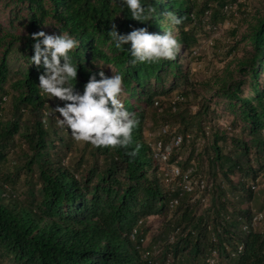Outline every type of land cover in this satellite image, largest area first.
<instances>
[{
	"label": "trees",
	"instance_id": "1",
	"mask_svg": "<svg viewBox=\"0 0 264 264\" xmlns=\"http://www.w3.org/2000/svg\"><path fill=\"white\" fill-rule=\"evenodd\" d=\"M211 1L216 2L213 8L206 2L198 8L197 0H143L156 8L155 17L150 21H137L123 0H8L15 4L26 3L28 10L22 15L19 8L14 10L8 28L0 24V103L8 95L3 83L10 75L9 54L14 42L20 41L28 67L19 72L10 85L17 92L13 96L14 109L21 111L30 106L36 111L33 126L24 136L28 140L29 155L24 153L27 159L23 165L28 175L37 166L40 188L38 197L33 196L32 187L25 190L27 196L20 197L9 186L14 183L13 174L0 169V258L11 259L9 264H186L184 257L190 256L195 262L198 257H203V264H206V258L215 249L217 262L221 253H225L226 264H264V224L259 230L242 228L244 222L250 221L253 211L248 206L245 210L242 206V212L237 211L242 203L234 208L228 205L216 173L211 174L209 182L204 179L202 190L195 188L183 193L180 187L174 188L172 182L165 181L159 173V162L144 134L146 108L137 97L145 94L147 107L159 103L153 98L148 82L151 78L161 80V70L169 68L175 72L180 67L179 51L173 60L132 65L129 63L130 52L115 49L108 35L113 24L121 34L145 26L160 34L172 28L181 45L180 50L193 55L195 38L185 24L211 8L209 15L213 22L216 21L219 8H225L226 0ZM250 7L243 9L232 30L237 35L245 24L239 39L250 49L233 60L234 69L242 74L221 78V88L232 100L233 114L245 122L244 127L251 134L250 143L231 138L234 147L244 152L243 158L249 166H243L245 160L234 158L232 152L224 151L223 144H220V139L228 140L224 134L214 132L212 141L204 148L208 150V163L218 167L230 187L253 200L259 193L252 189L250 181L244 185V176L241 181V178L235 181L229 177V173L239 168L243 175L255 179L264 168L261 165L255 171L249 160L251 143L264 150V0H257V4ZM169 11L184 17L183 23L173 26L166 15ZM48 17L54 19L55 34L67 32L80 41L79 48L73 53L75 62L83 63L78 68L77 81H72L77 90L83 91L93 72L97 79H100L98 73L101 70L111 76L100 64L113 63L116 70L123 73L125 91L129 93L122 97L124 106L135 113L139 121L133 131V143L127 151L122 147L102 148L89 143L94 154L103 157V168H89L90 173L96 172L95 181L89 175L78 178L58 155L50 151V136L62 139V134L54 126L52 116L46 115L49 111L42 112L47 101L39 87L43 68L38 70L34 64L29 66L34 54L31 34L41 31ZM21 28L25 31L22 32ZM104 45L107 49H103ZM125 47L130 48V43ZM242 83L248 86L247 94L243 93ZM183 99L173 102L172 97L170 109L175 111ZM57 103L63 105L64 101L52 99V111ZM17 122H0V142L18 129ZM185 140L183 135L181 145ZM176 148L179 147H173L172 151ZM133 149L137 152L134 157L127 154ZM180 165L181 171L185 172L187 164L180 162ZM200 173L203 174L194 167L189 176L202 178ZM240 182L245 187L239 186ZM29 183L33 184L31 180ZM206 191L214 192L215 196L210 199L209 206L199 211ZM217 191L221 193L217 194ZM175 196L179 201L170 208L169 200ZM190 197L194 200H188ZM159 215L168 222L169 241L157 252L150 249L151 246L145 248L143 245L138 249L139 238L143 237L145 241L142 230L146 222L151 216ZM139 219H142L141 223H138ZM135 226L137 233L133 240L129 233ZM235 228L239 234L234 232ZM172 234L173 240L170 239ZM237 243L242 244L240 251Z\"/></svg>",
	"mask_w": 264,
	"mask_h": 264
},
{
	"label": "rangeland",
	"instance_id": "2",
	"mask_svg": "<svg viewBox=\"0 0 264 264\" xmlns=\"http://www.w3.org/2000/svg\"><path fill=\"white\" fill-rule=\"evenodd\" d=\"M205 2L209 3L212 8L216 4L215 1L211 0H197V7H202ZM225 3V8L222 6L219 8V16L217 15L218 19L216 21L213 22L212 17L209 15L212 10L211 8V10L207 9L203 14H199L191 23L185 24V28H191V33L195 38V43L192 46L193 55L188 54L184 49L179 50L178 62L180 67L175 72L170 71L169 68L161 70L163 76L161 80H155L154 78L149 80V89L152 92L153 98L158 100L159 103H154L147 107L145 94H140L137 98L139 103H142L146 108L144 134L154 151L157 162H159L157 163L160 167L159 173L165 181H171L174 188L179 187L180 178L169 179V176L165 173L166 171L170 172L171 165L181 168L180 162L187 164L185 172H189V174L192 170L194 171V167H197L198 171L205 174L204 176L200 173V176L202 175L201 177L206 181L208 179V182L210 179L212 180L211 174L216 173L222 182L224 188L223 195L227 197L225 201L228 202V205L234 208L242 203L237 211L242 212L243 208L241 207H245V210L246 206H248L254 212L264 206V193L261 191L264 190V186L260 190H256V193H259V195L253 198V200H249V196L246 198L247 195L242 196L239 191L237 192V190L230 187L226 178L219 172L218 167L208 163V150L204 148L206 143L212 141L214 132L224 134L228 136L227 141L220 139V144H223L224 151L228 153L232 152L234 158L245 160L243 158L244 152L236 146L234 147L231 138H234V140L243 139L247 143L251 142V134L244 127L245 122L233 114L234 110L230 106L232 100L225 95L224 89L221 88V82H223L221 78L228 75L239 77L242 74L239 70L234 69L236 66L233 60L250 49L249 45L245 44V41L239 39L240 33L245 28V24L240 27L237 35H234L232 30L244 11L243 9L249 5H251L250 8H253L257 4V0H226ZM46 4L49 5V3ZM18 8L21 10L19 11L20 15L25 10H28L26 3L18 2L15 4L14 2L9 3L8 0H0V24L8 28L9 18L14 15L13 11ZM42 30L55 34L54 19L48 17L46 23L42 26ZM21 31L24 32L25 29L21 28ZM20 46V41H15L9 54L10 75L3 83L4 88L7 90L8 98L6 97V100L0 103V122L4 124L5 122L10 123L17 120L18 129L4 141L0 142V155L3 154V157H0V169L13 174L12 177L15 178L14 183H9V186L20 197L28 195L25 193L28 187H32L33 196L38 197L40 183L37 166H34L33 173L28 175L23 165L27 159L24 153L29 155L28 140L24 136L33 126L36 111H33L30 106H27V109L23 108L21 111H16L13 107L15 102L13 96L17 92L10 85L18 77V73L28 67L27 60L23 55L25 52L22 53L23 51H21ZM103 49H107L106 45L103 46ZM108 64L112 65L113 72ZM108 64L101 63L100 65L110 75L118 72L113 63ZM241 86L243 93L247 94L248 86L244 83ZM125 93L123 97L129 95L128 92L125 91ZM179 93L184 96L185 100L183 99L184 101L178 104L177 109L172 111L169 102L172 97L174 99ZM51 105L52 99H47L42 112H52ZM51 119L54 126H57V130L62 134V139L54 135L50 136L49 141L52 144L50 148L51 153L58 155L78 178L89 175L91 176V180L95 181L96 172L90 173L89 168L90 166L96 170L103 168V157L98 153L95 155L94 149H91L89 143L75 141L66 126L61 127V130L55 116H52ZM165 125H168V131L162 133V127ZM173 134H182L186 140L182 145L181 142L176 146L179 148L171 152L172 155H169L170 159L162 161L157 155L167 145L171 144L170 141ZM250 146L249 160L251 161L252 168L258 171L261 165H264V150L258 149L253 143ZM199 156L201 159L198 160ZM242 164L245 167L249 166L246 160ZM241 176H244L243 178L246 182L244 185H248L252 176L243 175V172H240L239 168H236L233 173H229V177L235 181L240 179ZM191 178L195 179L194 176H191ZM30 180L33 184L29 183ZM239 186L245 187L242 182H240ZM219 193L221 192L217 191V194ZM214 194V192L212 194V191L203 193L202 203L200 208H198L199 211L201 208L209 206L212 203L210 199L212 196H215ZM197 195L196 192L195 197ZM188 200L192 201L194 199L190 197ZM167 223L161 215L149 218L142 230L145 236V248L151 246L150 249L158 251L167 244V241H169V226ZM233 230L237 234L240 233L238 228ZM184 259L186 264H203V257H198L196 262L190 256H185ZM11 261L9 258H0V264H9ZM227 261L226 254L221 253L217 264H226Z\"/></svg>",
	"mask_w": 264,
	"mask_h": 264
},
{
	"label": "clouds",
	"instance_id": "3",
	"mask_svg": "<svg viewBox=\"0 0 264 264\" xmlns=\"http://www.w3.org/2000/svg\"><path fill=\"white\" fill-rule=\"evenodd\" d=\"M123 4L137 21H150L155 17L156 8L143 0H123ZM166 15L173 26L183 23L184 17L174 12L169 11ZM108 35L115 49L130 52L129 63L132 65L173 60L181 47L172 28L160 34L149 31L145 26L121 34L113 24ZM31 36L34 39V54L30 57L29 66L34 64L38 70L43 68L39 75L41 95L48 100L64 101L63 105L57 103L54 111L46 115L55 116L57 124L66 126L75 141L102 148L122 147L127 151L133 143V131L139 121L135 113L124 106L123 73L109 76L101 70L98 73L100 79H97V74L93 72L83 91L77 90L72 81H77L78 68L83 63L75 62L73 53L79 48L80 41L63 31L50 34L41 30ZM129 43L130 48H126ZM108 65L113 72L112 65ZM127 154L134 157L137 152L133 149Z\"/></svg>",
	"mask_w": 264,
	"mask_h": 264
},
{
	"label": "built area",
	"instance_id": "4",
	"mask_svg": "<svg viewBox=\"0 0 264 264\" xmlns=\"http://www.w3.org/2000/svg\"><path fill=\"white\" fill-rule=\"evenodd\" d=\"M183 96L180 94H177V96H175V98L173 99V102H175L177 99H182ZM175 108V105H174ZM168 125H165L164 127H162V133H166L168 131ZM167 129V130H166ZM182 134H173L172 138H171V144L167 145L165 147V149L163 151H161L157 156L162 160V161H166L169 158V155L172 152L173 147L179 145L182 141ZM167 176H169V179H173V178H180V182H179V187L181 188L182 193L186 192V191H190L192 189H200L202 190L205 186V180L203 178H197L194 177L195 179L191 178V176H189V172H182L181 169L176 166V165H171L170 168V172L166 171L165 173ZM252 189H259L261 187L264 186V168L262 170L259 171L258 175L256 176L255 179H253V181H251L250 183ZM181 194V193H180ZM178 197H172L169 200V206L170 208L174 207L175 204L178 203ZM204 201V200H203ZM264 221V206L263 208H261L260 210L254 211L252 213L251 219L249 222H244L243 223V229L244 230H259L261 227L262 222ZM142 219H139L138 223H141ZM136 233H137V229L136 226L131 230L130 237L134 240L136 238ZM170 239L173 240L174 236L173 234L170 236ZM144 245V238L140 237L139 238V242L136 244V247L138 249H142ZM242 249V244L241 243H237V250L240 251ZM216 250L214 249L213 252L208 255V257L206 258V264H216Z\"/></svg>",
	"mask_w": 264,
	"mask_h": 264
},
{
	"label": "bare ground",
	"instance_id": "5",
	"mask_svg": "<svg viewBox=\"0 0 264 264\" xmlns=\"http://www.w3.org/2000/svg\"><path fill=\"white\" fill-rule=\"evenodd\" d=\"M162 256V255H161Z\"/></svg>",
	"mask_w": 264,
	"mask_h": 264
}]
</instances>
